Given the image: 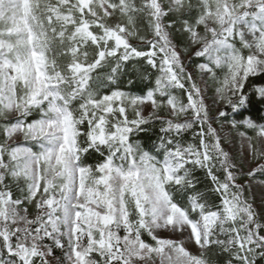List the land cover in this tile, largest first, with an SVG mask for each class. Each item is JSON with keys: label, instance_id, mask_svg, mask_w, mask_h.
Instances as JSON below:
<instances>
[{"label": "snow or ice", "instance_id": "6c2138e0", "mask_svg": "<svg viewBox=\"0 0 264 264\" xmlns=\"http://www.w3.org/2000/svg\"><path fill=\"white\" fill-rule=\"evenodd\" d=\"M257 174L264 0H0V264H264Z\"/></svg>", "mask_w": 264, "mask_h": 264}, {"label": "rangeland", "instance_id": "374dc122", "mask_svg": "<svg viewBox=\"0 0 264 264\" xmlns=\"http://www.w3.org/2000/svg\"><path fill=\"white\" fill-rule=\"evenodd\" d=\"M189 71H193L192 69L189 68ZM209 105H211V99L209 98L208 100ZM219 128V126L217 125ZM221 136L222 137H229L231 140V143L226 145V148H228L238 159L242 158L244 155V149L246 148V145L241 143V139L238 135L235 134V132L230 131L229 127L225 125V128L223 131H221ZM247 171V169H245ZM264 189V181L254 179L253 180V192L255 193L256 196V203L259 204L260 202V195H261V190Z\"/></svg>", "mask_w": 264, "mask_h": 264}, {"label": "trees", "instance_id": "16d2710c", "mask_svg": "<svg viewBox=\"0 0 264 264\" xmlns=\"http://www.w3.org/2000/svg\"><path fill=\"white\" fill-rule=\"evenodd\" d=\"M190 69H192V68H190ZM192 70H193V69H192ZM254 179H258V180H262V181H264V176H261V175L257 174L256 177H255Z\"/></svg>", "mask_w": 264, "mask_h": 264}]
</instances>
